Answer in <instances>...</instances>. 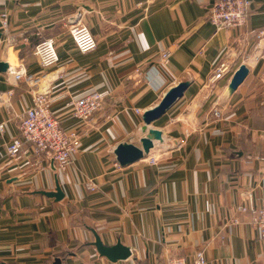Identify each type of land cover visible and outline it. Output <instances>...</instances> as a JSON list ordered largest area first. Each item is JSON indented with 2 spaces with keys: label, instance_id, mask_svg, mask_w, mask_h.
<instances>
[{
  "label": "crops",
  "instance_id": "1",
  "mask_svg": "<svg viewBox=\"0 0 264 264\" xmlns=\"http://www.w3.org/2000/svg\"><path fill=\"white\" fill-rule=\"evenodd\" d=\"M215 1L0 0V13H9L7 30L0 19V60L27 68L19 80L0 71V264H160L175 254L192 262L199 248L205 264H264V237L251 212L238 208L249 194L260 205L264 193V0H251L245 24L230 28L212 23ZM76 22L91 28L95 49H78ZM47 36L61 56L51 68L36 51ZM242 63L249 73L232 91ZM222 64L224 76L214 79ZM147 70L163 82L159 89L147 83ZM183 80L190 81L184 95L152 123L164 139L146 156L158 161L122 165L116 145L141 144L144 111ZM105 88L102 110L85 122L71 115L72 95ZM36 91L53 99L64 128L80 132L65 170L44 156L26 171L11 167L7 143L20 134V114ZM58 182L62 199L43 193ZM96 234L107 245L121 240L132 255L101 254Z\"/></svg>",
  "mask_w": 264,
  "mask_h": 264
},
{
  "label": "built area",
  "instance_id": "2",
  "mask_svg": "<svg viewBox=\"0 0 264 264\" xmlns=\"http://www.w3.org/2000/svg\"><path fill=\"white\" fill-rule=\"evenodd\" d=\"M251 0H216L210 9V19L217 28L239 27L245 24L247 14L251 5ZM142 5V2H139ZM2 26L5 30L9 27V13H0ZM70 33L73 40L81 51H90L98 46V40L91 28L83 23L76 22L71 24ZM37 54L42 65L51 68L59 64L61 56L57 41L52 36L43 38L36 46ZM171 52L166 49L161 53V63L168 65ZM226 65L218 67L214 74V79L224 76ZM138 70V69H137ZM8 71L17 79L27 77V68L21 64H9ZM140 72V70H138ZM147 83L153 88L159 89L163 82L151 70L146 71ZM29 82L33 83L34 78L28 77ZM7 98L4 104L12 105L11 96L14 89L6 91ZM111 95V89H94L84 95H72L68 104L71 108V115L82 121H88L96 112L102 110L107 98ZM2 98V93H0ZM53 99L47 92L36 91L33 96L32 104L20 114V134L15 135L7 143V152L10 157L12 168L19 171H26L30 168L39 166L42 157L47 159V165L52 162L60 171L65 170L73 161L74 155L78 151L80 132L77 129H67L61 124L58 116L52 110ZM141 112L140 108H137ZM221 110L215 109V114L221 116ZM6 120H0V131H4ZM149 162L156 163L159 159L155 154L144 157ZM264 158V157H263ZM14 163V164H13ZM91 189H96L97 185L93 178H89ZM239 210L251 212V222L258 228L264 237V193L262 203L256 205L253 197L249 194L248 202L239 205ZM207 256L205 249L199 248L195 251V258L188 262L186 256L175 254L166 258L160 264H205Z\"/></svg>",
  "mask_w": 264,
  "mask_h": 264
},
{
  "label": "water",
  "instance_id": "3",
  "mask_svg": "<svg viewBox=\"0 0 264 264\" xmlns=\"http://www.w3.org/2000/svg\"><path fill=\"white\" fill-rule=\"evenodd\" d=\"M8 67V61L0 60V71H7ZM248 73L249 67L247 64L242 63L231 78L230 89L232 91L235 90L244 81ZM189 84V80L179 81L166 91L157 104L144 111V129L148 130V132L141 137V144L131 141H121L115 147V154L122 165H127L144 158L150 152L151 148L155 146L156 140L164 139L163 130L153 127L152 123L160 118L181 96L184 95ZM43 193L48 196H54L57 200L62 199L65 195L59 182L56 190H43ZM95 244L101 254L106 255L112 260L125 259L132 255L131 247L121 240H118L115 244L107 245L102 241L99 234H96Z\"/></svg>",
  "mask_w": 264,
  "mask_h": 264
},
{
  "label": "trees",
  "instance_id": "4",
  "mask_svg": "<svg viewBox=\"0 0 264 264\" xmlns=\"http://www.w3.org/2000/svg\"><path fill=\"white\" fill-rule=\"evenodd\" d=\"M40 41H41V40H40ZM40 41H39V42H40ZM39 42H38V43H39Z\"/></svg>",
  "mask_w": 264,
  "mask_h": 264
}]
</instances>
